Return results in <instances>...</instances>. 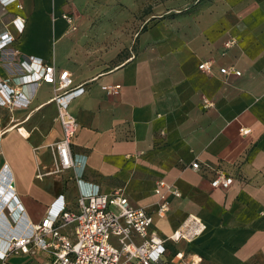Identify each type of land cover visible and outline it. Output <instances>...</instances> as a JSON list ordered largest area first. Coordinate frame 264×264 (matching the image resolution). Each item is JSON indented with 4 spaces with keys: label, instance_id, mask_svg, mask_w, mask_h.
Instances as JSON below:
<instances>
[{
    "label": "crops",
    "instance_id": "crops-1",
    "mask_svg": "<svg viewBox=\"0 0 264 264\" xmlns=\"http://www.w3.org/2000/svg\"><path fill=\"white\" fill-rule=\"evenodd\" d=\"M140 4L0 0V38H13L0 48V81L21 75L20 63L37 57L84 88L69 104L78 165L63 175L48 174L51 146L62 137L54 85H24L26 107L0 105V235L30 230L59 198L74 209L81 195L121 188L132 205L152 212L151 231L166 240V259L185 251L201 257L199 264H264V0H181L189 10L174 5V16L140 35L133 56L114 63L133 39L126 24ZM97 8L107 14L94 15ZM203 61L212 72L199 68ZM224 66L242 75L225 76ZM196 160L202 169L191 167ZM219 168L234 176L227 189L211 186ZM8 181L12 192L2 187ZM159 181L181 191L168 194L164 216ZM12 194L20 215L8 207ZM191 215L205 223L204 233L172 241ZM12 255L25 264L49 259L39 249L7 259Z\"/></svg>",
    "mask_w": 264,
    "mask_h": 264
},
{
    "label": "built area",
    "instance_id": "built-area-1",
    "mask_svg": "<svg viewBox=\"0 0 264 264\" xmlns=\"http://www.w3.org/2000/svg\"><path fill=\"white\" fill-rule=\"evenodd\" d=\"M17 0H2L7 6ZM72 29H76L72 16L65 15ZM22 21V20H21ZM13 40L0 38V48ZM234 43V40L229 42ZM22 74L0 81V105L9 108L26 107L30 98L23 91L26 84L47 82L54 85L53 100L58 106L57 120L62 127V137L51 146L54 168L48 174H59L76 169L77 161L72 152V140L78 130L76 117L69 109L71 99L84 91L83 86L73 83L71 74L62 70L57 74L55 66L47 64L43 59L29 57L20 63ZM199 68L212 72L209 61L200 63ZM225 76L242 75L240 69L234 66L221 67ZM117 86L107 87L109 91ZM206 102V106L211 105ZM250 129L243 128V134ZM195 170L202 169L196 160L191 164ZM42 175H39L41 177ZM4 177L0 174V184ZM234 176L223 169H215L211 181L214 188L227 189L233 183ZM156 192L159 195L158 214L164 216L170 209L168 194L176 197L181 191L175 186L159 181ZM1 187V185H0ZM2 187L7 192L14 191L13 183L8 181ZM161 187H165V192ZM12 194V203L8 204L11 211L20 215L24 208ZM57 199L49 208L45 217L30 230L22 233L3 232L0 235V260L6 264L10 254H35L39 249L49 255L47 264H199L201 257L185 251H176L171 259H166V240L156 232L151 231L152 212L145 207H137L130 203L123 189L110 193L96 192L81 195L74 209L68 208ZM69 227L68 230L63 231ZM206 230L205 223L195 215L172 233L170 239L174 242L194 241Z\"/></svg>",
    "mask_w": 264,
    "mask_h": 264
},
{
    "label": "rangeland",
    "instance_id": "rangeland-1",
    "mask_svg": "<svg viewBox=\"0 0 264 264\" xmlns=\"http://www.w3.org/2000/svg\"><path fill=\"white\" fill-rule=\"evenodd\" d=\"M181 0H141L139 8H131L130 16L135 17L131 23L126 24L128 31L132 35V40H129V46L124 48L119 56L113 61L114 63L121 62L131 56L134 52L136 53L140 46V35L144 32H147L151 26L160 21H168L171 16L176 14V4L180 7L177 8L180 10H189L188 7H182L183 4H180ZM190 2H195L197 0H189ZM98 5L103 4V2L98 1ZM88 15V13H86ZM107 12L97 8L94 15H105ZM119 15H122L121 13ZM199 218V217H198ZM69 227L65 228L63 231L68 230ZM8 264H25L26 259L22 256L12 255L7 259Z\"/></svg>",
    "mask_w": 264,
    "mask_h": 264
}]
</instances>
